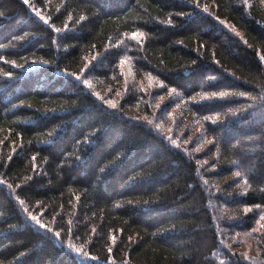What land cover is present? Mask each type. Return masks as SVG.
I'll return each mask as SVG.
<instances>
[{
    "label": "trees",
    "instance_id": "trees-1",
    "mask_svg": "<svg viewBox=\"0 0 264 264\" xmlns=\"http://www.w3.org/2000/svg\"><path fill=\"white\" fill-rule=\"evenodd\" d=\"M0 264H264V0H0Z\"/></svg>",
    "mask_w": 264,
    "mask_h": 264
},
{
    "label": "snow or ice",
    "instance_id": "snow-or-ice-1",
    "mask_svg": "<svg viewBox=\"0 0 264 264\" xmlns=\"http://www.w3.org/2000/svg\"><path fill=\"white\" fill-rule=\"evenodd\" d=\"M25 3H28V0H24ZM46 22V21H45ZM213 96L216 95V93H212ZM221 96L224 95V93H220ZM237 175H239V173H237ZM77 251H79V249H77Z\"/></svg>",
    "mask_w": 264,
    "mask_h": 264
}]
</instances>
